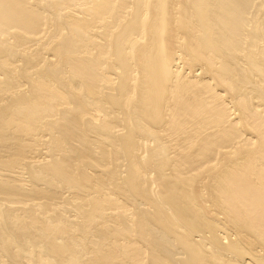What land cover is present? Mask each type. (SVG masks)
Instances as JSON below:
<instances>
[{
	"label": "bare ground",
	"instance_id": "1",
	"mask_svg": "<svg viewBox=\"0 0 264 264\" xmlns=\"http://www.w3.org/2000/svg\"><path fill=\"white\" fill-rule=\"evenodd\" d=\"M0 264H264V0H0Z\"/></svg>",
	"mask_w": 264,
	"mask_h": 264
},
{
	"label": "rangeland",
	"instance_id": "2",
	"mask_svg": "<svg viewBox=\"0 0 264 264\" xmlns=\"http://www.w3.org/2000/svg\"><path fill=\"white\" fill-rule=\"evenodd\" d=\"M74 10H77V9L74 8V6H72V9L69 10V12L72 13V14H76V12H73ZM98 25H99V24H98ZM91 31H93L92 33H94V32L97 31V30H96V28H95V29H93V30L91 29ZM97 41H98V40H97Z\"/></svg>",
	"mask_w": 264,
	"mask_h": 264
}]
</instances>
